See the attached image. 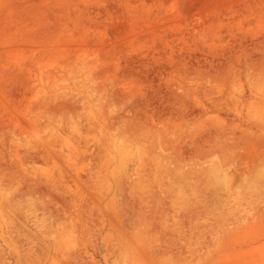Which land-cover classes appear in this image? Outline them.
<instances>
[{"label":"rangeland","instance_id":"374dc122","mask_svg":"<svg viewBox=\"0 0 264 264\" xmlns=\"http://www.w3.org/2000/svg\"><path fill=\"white\" fill-rule=\"evenodd\" d=\"M0 264H264V0H0Z\"/></svg>","mask_w":264,"mask_h":264},{"label":"bare ground","instance_id":"6f19581e","mask_svg":"<svg viewBox=\"0 0 264 264\" xmlns=\"http://www.w3.org/2000/svg\"><path fill=\"white\" fill-rule=\"evenodd\" d=\"M55 251V250H54ZM45 252V251H44ZM46 256H48V255H46ZM55 260V259H54ZM56 261V260H55Z\"/></svg>","mask_w":264,"mask_h":264}]
</instances>
